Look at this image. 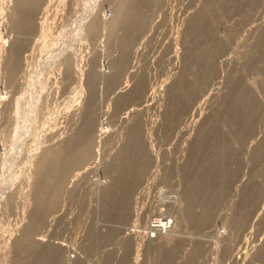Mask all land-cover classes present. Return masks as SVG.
Wrapping results in <instances>:
<instances>
[{
	"label": "rangeland",
	"instance_id": "374dc122",
	"mask_svg": "<svg viewBox=\"0 0 264 264\" xmlns=\"http://www.w3.org/2000/svg\"><path fill=\"white\" fill-rule=\"evenodd\" d=\"M132 2L0 0V264H264V0Z\"/></svg>",
	"mask_w": 264,
	"mask_h": 264
},
{
	"label": "bare ground",
	"instance_id": "6f19581e",
	"mask_svg": "<svg viewBox=\"0 0 264 264\" xmlns=\"http://www.w3.org/2000/svg\"><path fill=\"white\" fill-rule=\"evenodd\" d=\"M134 2V1H133ZM132 0H121V3L119 4L116 12H115V16L113 18V20L111 21V26H116V25H120V26H124L125 28H127L128 30H131L133 25L139 21L138 18H136L135 16V12H134V5H133ZM29 5L28 0H19V8L20 9H24ZM19 9V10H20ZM25 12V11H24ZM103 15V14H102ZM95 20V19H94ZM21 22V21H20ZM24 24V23H23ZM110 26V27H111ZM41 34V33H40ZM60 36V35H59ZM199 64V63H198ZM182 83V82H180ZM185 84V83H183ZM180 85V84H179ZM193 85V84H192ZM183 87V86H181ZM193 89H191V93ZM195 90V89H194ZM186 92V91H185ZM187 92L189 93V91L187 90ZM187 93V94H188ZM190 93V94H191ZM191 96V95H189ZM188 96V98H189ZM91 116L90 113H87L86 117H85V126L83 127V131H82V136H83V144L85 146V144H87V141L90 140L91 138ZM101 127V126H100ZM99 127V128H100ZM102 129V127H101ZM101 129H99V131L101 132ZM85 151V149L83 148V152ZM63 153H65L63 151ZM56 154V153H55ZM59 154V153H58ZM57 154V156H58ZM62 156L65 158H67V154H62L60 153V156H58L57 158H53L52 161V165L54 166L53 170L55 171L54 173H51V175L48 176L49 181L55 180L58 178V175L60 173L61 175V170L64 167V165L68 162V161H61ZM75 162V161H74ZM64 163V164H63ZM51 165V164H50ZM51 165V166H52ZM50 168V167H49ZM52 168V167H51ZM53 172V171H52ZM127 176V175H126ZM51 200V199H50ZM162 203V202H161ZM161 228H163V224L161 223L160 220H156L154 222H152V224L150 225V229L153 231H159L161 230Z\"/></svg>",
	"mask_w": 264,
	"mask_h": 264
}]
</instances>
